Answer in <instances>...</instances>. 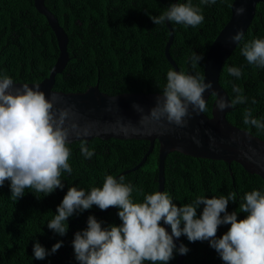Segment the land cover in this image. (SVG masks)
<instances>
[{"label":"trees","instance_id":"16d2710c","mask_svg":"<svg viewBox=\"0 0 264 264\" xmlns=\"http://www.w3.org/2000/svg\"><path fill=\"white\" fill-rule=\"evenodd\" d=\"M174 0H45L44 5L58 20L68 38L69 61L63 72L56 75L53 90L63 93H82L98 84L107 95L124 93H160L167 83V72L173 67L166 60L164 46L169 31L164 24L155 25L150 16H159ZM177 0L176 3H188ZM233 0H216L204 5L191 0L201 9L204 22L196 27L170 23L173 42L169 54L178 72L199 73L203 76L206 54L213 40L228 22ZM264 39V0L257 4L255 16L243 40L223 64L219 84L229 100L238 86L247 97V103L237 105L226 114L229 123L264 141V132L243 123L245 109H251L253 118L264 119V68L249 65L242 55L245 43ZM196 53L204 57L195 68L190 58ZM54 34L45 18L37 13L33 0H0V76H9L16 83L35 84L48 77L58 57ZM237 67L242 75H229L227 69ZM215 97L207 102L209 116ZM255 100V103L252 101ZM80 143L68 145L72 174H62L63 190L44 196L26 189L23 198L14 200L9 182L0 187V264H78L72 241L74 234L87 228L88 217L95 216L102 227L119 226V209L114 207L100 214L93 206L83 213L74 214L67 221L69 230L63 237L49 230L47 224L54 218L58 205L68 188L76 186L86 192L102 187L107 175L116 177L137 165L148 150L147 141L92 139L86 144L95 155L85 159ZM157 141L145 163L134 172L122 175L124 182L133 186L131 199L143 202L144 196L157 191ZM231 175L223 161L193 158L178 152L169 153L164 161V190L177 206L192 203L197 196L205 198L236 193L235 203L229 202L227 211H237L238 220L247 213L239 211L246 193L259 190L264 193V182L257 175L247 173L239 164H231ZM119 179V178H118ZM203 206L198 209V216ZM230 225H222L217 238ZM189 249L182 264H224L208 241L189 242L181 236ZM62 247L44 260H35L33 245L39 242L49 252L54 244ZM175 258L169 264H175ZM148 264V262H145Z\"/></svg>","mask_w":264,"mask_h":264},{"label":"clouds","instance_id":"9594fccd","mask_svg":"<svg viewBox=\"0 0 264 264\" xmlns=\"http://www.w3.org/2000/svg\"><path fill=\"white\" fill-rule=\"evenodd\" d=\"M201 4H215L216 0H200ZM240 16L245 9L236 8ZM155 25L166 21L184 26L196 27L204 22L201 9L188 3H173L163 14L149 17ZM244 38L243 31L230 37L238 44ZM242 55L249 65L264 68V39L245 43ZM202 55L194 53L190 58L195 68L203 61ZM229 75L239 78L241 69L229 67ZM15 85L9 76H0V187L10 184L11 198L24 197L26 189H33L44 196L55 190H63V173L72 174L69 164L71 150L68 147L70 136L88 137L92 126L80 127L75 121L76 113L71 108H56L57 97L47 98L28 84L11 91ZM218 96L216 109L220 112L247 103L241 89L233 85L234 99H225L213 90L211 82L206 83L199 73L186 74L169 70L167 83L155 106L148 115H143L140 123L153 121L166 122L178 127L187 125L192 113L197 115L207 111L205 92ZM255 103V100L252 101ZM138 112L143 109L133 106ZM191 110V111H190ZM243 123L264 132V119L252 116L251 109H245ZM80 151L90 160L94 150L87 141L80 139ZM107 175L102 187L90 191L69 187L62 202L58 205L54 218L47 224L49 230L63 237L69 227L67 221L74 214L83 213L93 206L101 211L111 207L119 209V226L102 227L95 216L87 219V228L74 234L72 247L78 264H169L174 254L186 255L189 249L181 243L177 248L174 239L187 237L189 242L208 241L224 264H264V193L253 190L246 193L239 211L247 213L238 220L237 211H227L229 202L235 203L236 193L227 196L205 198L197 196L190 204L177 206L166 191L145 195L143 202L131 199L133 186ZM202 208L198 216V209ZM162 225L170 227L171 232ZM230 225L228 231L217 238L218 229ZM62 247L57 242L49 252L39 242L33 245L35 260H44Z\"/></svg>","mask_w":264,"mask_h":264},{"label":"water","instance_id":"95a60500","mask_svg":"<svg viewBox=\"0 0 264 264\" xmlns=\"http://www.w3.org/2000/svg\"><path fill=\"white\" fill-rule=\"evenodd\" d=\"M45 0H33L34 8L38 14L43 16L52 30L58 47V57L53 64L48 77L39 83L28 84L34 88L39 85L40 91L44 92L47 98L53 95L57 97L56 108H71L76 113L75 121L84 127L92 126V135L77 139L70 136L69 144L79 142L80 139L87 143L92 139L107 141L115 140H135L147 141L148 150L143 155L141 161L133 168L119 173L116 178L136 171L145 163L146 158L154 149L157 141V191L164 190V161L171 152H178L193 158H203L213 161H223L228 166V171L234 183L231 164H239L247 173L257 175L264 182V141L251 135L245 130L239 129L229 123L226 114L233 108H228L223 112L216 109L218 96L212 102L210 115L204 112L197 115L191 114L187 119V125L178 127L166 122L156 123L145 121L140 123L143 115H148L155 106L160 93H124L118 95H107L99 91L98 84L88 88L82 93H63L53 90L56 75L63 72L69 61L67 52L68 38L64 30L58 23L55 16L44 5ZM263 0H233L230 10V18L220 30L216 38L210 45L203 65V77L205 82H211L213 90L219 96L229 99L225 90L219 84V77L225 61L229 58L236 46L230 37L238 31H243L244 35L248 30L256 12V6ZM174 0L173 3H176ZM172 3V4H173ZM236 8L245 9L240 16L235 14ZM169 31V37L164 46V55L174 71L178 72L177 65L169 54V48L173 42V30L169 22H165ZM13 86V93L16 88L22 87L23 83H16ZM210 92H205L204 98L209 101ZM138 105L143 112H138L133 106ZM191 111V110H190ZM156 191V192H157ZM111 207L100 214L113 209ZM164 226L169 233L170 227ZM179 248L182 243L180 238L174 239ZM184 255L177 254L175 264H182Z\"/></svg>","mask_w":264,"mask_h":264}]
</instances>
